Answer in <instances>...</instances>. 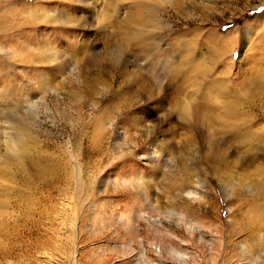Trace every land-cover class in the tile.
I'll return each mask as SVG.
<instances>
[{
	"label": "rangeland",
	"instance_id": "rangeland-1",
	"mask_svg": "<svg viewBox=\"0 0 264 264\" xmlns=\"http://www.w3.org/2000/svg\"><path fill=\"white\" fill-rule=\"evenodd\" d=\"M84 1L96 10L103 6L102 0ZM117 1L127 5L129 0ZM200 3L208 10L196 8L190 21L162 7L157 37L164 48L173 33L187 26V34L197 42L207 38L214 46L238 29L232 53L228 43L229 52L206 78L214 84H200L215 90L207 94L210 104L225 100L216 94V82L223 79L244 93L239 84L242 73L249 74L262 46L256 31L264 28V0ZM82 7L63 0H0V49L5 53L0 50V122L5 130L0 137V264H264V230L259 240L248 242L254 246L250 249L231 220L234 203L240 205L241 216L256 203L262 210L264 193L247 206L256 188L252 193L247 187L232 193L233 188L211 178L203 163L206 145L197 153L190 147L180 156L169 152L162 144H168L167 139L157 133L153 144L134 147L125 134L134 130L120 114L103 122L107 132L95 130L99 111L111 102L118 86L123 88L119 71L105 59L106 47L113 49L117 43L111 45L112 28L106 23L99 30L94 24L68 27L45 17L60 12L79 17ZM255 22L259 29L254 32ZM245 31L251 32L247 39ZM199 50L205 53L202 46ZM51 53L56 61L47 59ZM146 53L152 60L153 50L149 47ZM119 55L128 62L137 52L127 48ZM247 89L254 92L252 82ZM96 101H101V108ZM246 114L252 120L253 115ZM260 118L253 116L252 131L264 128V117ZM224 124L218 118L215 129L220 131ZM8 125L28 132L25 153L5 147ZM81 148L82 157L75 164ZM187 170L194 176L179 192L175 187ZM132 184L141 185V191ZM182 206H191L194 216H180L177 209ZM245 219L240 221L242 228ZM229 231L235 236L231 243L226 238Z\"/></svg>",
	"mask_w": 264,
	"mask_h": 264
},
{
	"label": "bare ground",
	"instance_id": "bare-ground-1",
	"mask_svg": "<svg viewBox=\"0 0 264 264\" xmlns=\"http://www.w3.org/2000/svg\"><path fill=\"white\" fill-rule=\"evenodd\" d=\"M63 1L64 3L84 6L82 7L84 9L80 10L82 16L77 17L74 14L60 12L58 15L52 13L53 16L49 14L45 17L51 18L49 20L53 23L68 27L93 28L94 24L95 26L98 25V30L100 24L106 23V26L112 28L110 38L113 41H111V45L117 42L111 47L114 50L109 49L110 46L106 47L105 59L112 69L119 71L121 77L119 85H123V88L118 86V91L114 93L111 102L99 111L95 119V130L107 132L108 128L106 129V127L102 130L103 122L109 120L110 117L118 118L120 114L122 119L130 122V127L134 130L132 134L125 133L134 147L141 146L143 148L142 145L148 142L153 144L158 139L157 133L163 135L162 138L167 139L168 144L164 142L162 144L168 147V151L180 156L190 147H193L194 152H196L201 146L206 145L203 163L206 165L208 175L225 183V185L227 184L231 188L230 190L233 188L232 193L240 192L245 187L252 193L256 188L252 194L253 197L250 196L249 202L247 203L246 200L245 204L248 206L252 200L253 203H256L258 197L264 193V128L259 131H252L253 116L259 117L260 120V116L264 117V28L258 31V23H253L254 32L255 29L256 32H260L258 39L260 43L262 42V46H260L257 63L248 67L251 68L250 70L247 69L249 74L242 73L243 82H239V84L244 93L241 94L238 92L240 90L233 86L228 87L225 79H223L221 82H216V94L225 100L209 104L205 101L208 99L207 94L208 92L215 93V90H207L202 88L200 84L207 87L214 84L213 79L206 80V78L209 79V75L211 76V67L219 63L221 58L229 52L228 43L231 46L230 52L234 49L232 44L237 41V36H234L233 33L236 34L238 29L229 33L232 35L231 38L223 37L217 40L218 42L214 46L210 45L212 40L210 42L207 38H201V43L197 42L198 40L194 35L191 37L187 34V26L182 32L177 30L173 33V38L168 41L169 43L164 48L160 47L162 39L157 37L160 33L159 30H161V20H163V18L160 19L159 15L162 7L176 11L188 21L189 15L195 12L196 8H200L204 12L208 10L206 5L200 3L201 0L200 2L199 0H129L127 5H121V1L117 0H108L110 2L107 3L100 0L103 4L100 10L86 5L84 0ZM92 1L94 4L99 2V0ZM165 28H169V26L165 25ZM254 32L252 31V33ZM211 33L212 31L209 32L210 36ZM250 33L245 31L246 39ZM200 46L203 47L204 54L200 53ZM149 47L153 50L152 60L149 58V53H146ZM127 48H134L138 55L128 62L122 55H119V53H125ZM2 54L5 55L3 52ZM47 59L56 61L57 57L55 53H51ZM209 59L210 66H207ZM251 82L254 85V92L247 89ZM170 89L172 92L166 93ZM104 91L108 90L105 89ZM3 92L8 93V90L4 89ZM202 96L204 97L202 98ZM243 96L247 97L243 99ZM8 98L10 99V96ZM95 106L101 108V101H96ZM246 112L253 115L252 120L248 118ZM218 118H222L225 123L221 125L220 131L215 129ZM3 126L0 122V137L5 135ZM178 129H184V131H177ZM7 130L10 132L6 133L5 147L19 155L25 153L28 132L23 127L14 125H8ZM190 152L188 150L186 154ZM82 154L83 149L81 148L77 155L79 158L73 156L75 164L79 162ZM15 160L19 162L21 157H17ZM247 169H250L251 174H248ZM191 175L194 176V172L188 171L183 182L177 185L175 190L182 191ZM132 186L135 191H141V185L132 184ZM157 203L160 206V203ZM257 205L256 203L254 206H249L242 216L238 203H234L233 208H231L232 224L236 223L240 230L239 233L243 234H241L243 238L240 240L243 244L255 243L260 238V231L264 230L262 227L264 208L259 210L256 208ZM190 208L191 206L179 207L177 209L178 214L187 218L192 214ZM239 215L242 220L247 217V220L245 219L247 223H244L246 228H242V224L240 225ZM233 236L229 231L226 237L228 243H231ZM248 248L254 249V246L248 243Z\"/></svg>",
	"mask_w": 264,
	"mask_h": 264
}]
</instances>
